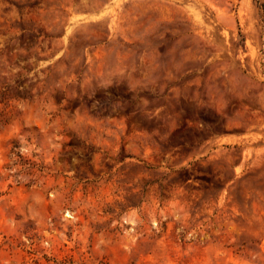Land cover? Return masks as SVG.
<instances>
[{
    "label": "rangeland",
    "instance_id": "374dc122",
    "mask_svg": "<svg viewBox=\"0 0 264 264\" xmlns=\"http://www.w3.org/2000/svg\"><path fill=\"white\" fill-rule=\"evenodd\" d=\"M0 264H264V0H0Z\"/></svg>",
    "mask_w": 264,
    "mask_h": 264
}]
</instances>
